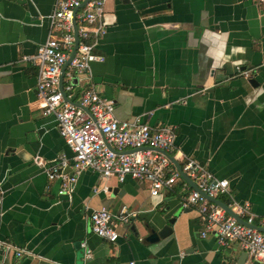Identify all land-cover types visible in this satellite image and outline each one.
<instances>
[{
    "label": "crops",
    "instance_id": "crops-1",
    "mask_svg": "<svg viewBox=\"0 0 264 264\" xmlns=\"http://www.w3.org/2000/svg\"><path fill=\"white\" fill-rule=\"evenodd\" d=\"M57 0H0V240L31 254L10 264H237L244 251L222 248L194 208L181 201L192 186L179 182L161 197L148 182L105 180L91 170L78 177L71 198L59 194L36 159L49 163L73 152L54 116L42 115L39 68L23 62L49 36ZM105 35L94 62L72 82V102L85 89L115 103L119 120L176 132L172 156L198 162L230 194L218 200L250 203L264 216V8L259 0H110ZM64 80V85L66 84ZM73 173L71 168L66 170ZM106 189V190H105ZM1 197V196H0ZM135 212V226L119 228L116 244L90 229L94 210ZM228 213V212H227ZM229 214V213H228ZM173 220V223H170ZM172 234L150 243L142 223ZM86 243L92 250L85 258ZM0 247V260L5 256ZM245 264H263L249 256Z\"/></svg>",
    "mask_w": 264,
    "mask_h": 264
},
{
    "label": "built area",
    "instance_id": "built-area-1",
    "mask_svg": "<svg viewBox=\"0 0 264 264\" xmlns=\"http://www.w3.org/2000/svg\"><path fill=\"white\" fill-rule=\"evenodd\" d=\"M86 0H57L54 13L49 16L50 32L46 43L33 56H24L23 62H32L39 68L37 97L42 115L54 116L58 129L74 156L69 160L62 156L46 164L36 159V164L45 168L50 180H61L59 194L71 196L81 173L91 170L105 180L116 177L123 181L127 177L148 182L151 196L158 198L173 190L182 182L184 173L198 190L190 189L181 201L184 209L194 208L203 223L202 237L213 236L221 247L239 245L248 252L253 261L264 264V216L257 218L250 203L233 202L229 208L245 223L239 222L210 198L219 199L230 194L228 179H219L207 168L192 160L184 161L182 172L163 153L172 155L175 149L176 132L171 127L152 128L140 118L121 121L115 116V103L104 99L93 89H85L76 105L71 103L74 92L73 81L84 76L92 63L104 61L97 54L100 39L105 35L104 8L110 0H90L76 15L74 12ZM264 8V0H259ZM74 19H76L79 45L65 74L64 98L60 90V78L64 66L75 46ZM87 110V111H86ZM71 168L73 173L66 170ZM106 190V189H105ZM2 203L0 199V204ZM131 214L123 207L118 216L109 209L94 210L90 215L91 232L109 243L120 238L119 228L128 222ZM261 229V230H260ZM87 258L93 252L84 242ZM5 256L0 264H8L6 255L13 252L16 258L31 254L8 243H0ZM128 264H137L134 261Z\"/></svg>",
    "mask_w": 264,
    "mask_h": 264
},
{
    "label": "water",
    "instance_id": "water-1",
    "mask_svg": "<svg viewBox=\"0 0 264 264\" xmlns=\"http://www.w3.org/2000/svg\"><path fill=\"white\" fill-rule=\"evenodd\" d=\"M90 0H86L83 4H82V6L80 7V8H78V9H76L75 10V12H74V16H75V18H76V15H77V13L84 7V6H86V4L89 2ZM74 30H75V38H76V41H75V46H74V50H73V52H72V54L70 55V57H69V60H68V62L66 63V65L64 66V68H63V71H62V75H61V78H60V90H61V92H62V94H63V96H64V98L65 99H67V96H66V94H65V92H64V77H65V74H66V72H67V70H68V67H69V65H70V63H71V61H72V59L74 58V56H75V54H76V52H77V49H78V45H79V38H78V29H77V23H76V19H74ZM71 103H73L72 101H70ZM74 104H76V103H74ZM76 105H79V104H76ZM87 111V110H86ZM116 111V110H115ZM121 121H125V120H121ZM175 165H176V167L178 168V170L179 171H181L182 172V166H181V164L172 156V155H170V154H168V153H166V152H163ZM214 175V174H213ZM215 176V175H214ZM182 177L192 186V188L193 189H195V190H198V188H197V186H196V184L192 181V180H190V179H188L187 178V176L184 174V173H182ZM75 192H76V190H75ZM74 192V193H75ZM74 193L71 195V196H69V195H65V197H67V198H71L73 195H74ZM0 198H2V194L0 193ZM205 197H207L211 202H213V203H216V204H218L219 206H221L223 209H225L230 215H232L233 217H235L239 222H241V223H245L241 218H239L227 205H225V204H223L221 201H219L218 199H215V198H210V197H208V196H206L205 195ZM2 205V203L0 204V206ZM124 207V206H123ZM122 207V208H123ZM126 207V206H125ZM127 209H128V207H126ZM121 211V210H120ZM128 211H129V209H128ZM129 213L131 214V216L129 217V220H128V222L127 223H125L124 225H123V227L124 228H129L130 226H131V224H133V227H132V230L133 231H137V227L135 226V222H136V215H135V212H130L129 211ZM140 219V218H139ZM137 220L138 222H141L142 220ZM170 223H173V220H170ZM142 225H143V227L145 228V230L148 232V234H149V236H148V238H147V240L150 242V243H156V242H159L161 239H166L167 237H169L171 234H172V228L170 227V226H168V225H166V226H164L161 230H157L156 228H154V227H152V225L151 224H149V223H147L146 221H143V223H142ZM261 230V229H260ZM261 231H264V230H261ZM121 236V235H120ZM120 239V238H119ZM119 241V240H118ZM117 241V242H118ZM116 242V243H117ZM0 243H8V242H5V241H1L0 240ZM115 243V244H116ZM14 246V245H13ZM82 246V245H81ZM83 247V246H82ZM84 248V247H83ZM222 248H224V247H222ZM85 249V248H84ZM3 251H4V253H5V249H3ZM10 253H13V252H10ZM85 253H86V249H85ZM244 258L240 261V262H238L237 264H245V262H246V260L248 259V257H249V254H248V252H245L244 253ZM85 258L86 259H91V258H87V256L85 255ZM0 262H1V260H0ZM8 264H10L9 262H8Z\"/></svg>",
    "mask_w": 264,
    "mask_h": 264
}]
</instances>
